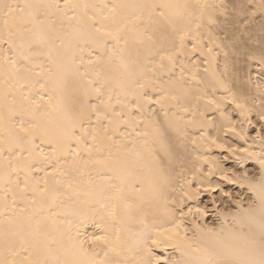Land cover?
<instances>
[{
    "label": "bare ground",
    "instance_id": "6f19581e",
    "mask_svg": "<svg viewBox=\"0 0 264 264\" xmlns=\"http://www.w3.org/2000/svg\"><path fill=\"white\" fill-rule=\"evenodd\" d=\"M249 1L253 3L251 8L253 12L264 13V9L259 6L260 0ZM11 2L18 3L21 6L36 3L51 5L52 7L42 12L40 17L43 21L41 28L46 36L54 37L57 33L66 31L69 25L73 27L79 26L75 18L70 20L56 10L55 6L57 3L63 7L64 0H11ZM224 2L225 0H72L73 4H87L90 6L87 9L81 8L78 10V14L83 17L84 21L92 23L93 21L88 20V16H93L96 18L98 26L103 24L109 28L122 26L129 29V31L122 33V35H127L129 38L127 47L140 50L142 53L140 62L145 69L146 75L155 77L158 87L161 84L167 86L166 82L170 73L168 71L161 72L157 65L152 62L153 60L156 62L161 60L160 55H153V53L160 52L161 55L165 54L171 49L173 43L179 44L181 35L189 37L185 43L188 44V51L191 52L192 37L202 38L206 45L212 47L211 55L205 48L203 55L200 52H195L181 57V62L185 67L184 79L191 85L190 96L187 100L182 99L181 103L189 108H193L197 104L203 107L206 103L203 97H214L223 105L227 112L230 113V110H233L236 113L237 118L234 119L232 116L231 118L237 130L244 129V136L246 137V139H241L233 133L225 134L221 129L219 132L220 140L233 147L242 146L255 154H260L264 152V147L261 146L257 137L260 129H256V132L252 134L250 128L255 123L253 117L259 119L257 113L260 110L261 98L257 92L256 84L261 82L259 65L261 54L256 56L258 63L252 70L250 68L244 77L233 79L229 75L228 70L225 72V63L228 58L226 55L227 48L218 37L215 28L217 15L224 10V8L220 7L224 5ZM105 4H154L171 5L172 7L161 9L165 13V18L153 17L154 20L160 21L159 30L154 31L153 25L145 23L146 11L143 12L144 18L135 19L136 16L141 15L142 10L140 9H120L115 14H109L108 20H104L101 13L108 14V10L102 7ZM92 5L99 7L94 8L91 7ZM84 13H87V15H84ZM68 15L72 16L71 11ZM113 15L115 19L112 18ZM25 28L33 29V25L26 23ZM133 29L134 31H132ZM145 29H147L148 34L141 35ZM21 35L29 37L32 33L22 31L21 34L12 37L16 41L17 47H19ZM148 35L152 36V41L148 40ZM209 36H211V41H209ZM0 39H8L7 34L3 30L2 21H0ZM251 41L249 39L248 42ZM150 44L153 45L151 52L148 50ZM8 47L7 43H0V61H2L5 49H8ZM120 47H126L123 41ZM84 55L87 56V53L85 52ZM33 59L43 61L45 69L50 66L44 56L33 57ZM206 61H210V63ZM17 63L22 66L26 65L29 68L34 67L36 71H40L39 67L28 63L21 57H17ZM163 63L167 64L168 61L165 59ZM242 63L241 65H243ZM197 65L199 66V71L196 70ZM205 68L209 69V73L204 72ZM96 71H104L105 75L98 78L95 74ZM121 71L118 60L114 61L110 69L105 70L102 65L98 66L89 73L88 79L97 81L96 87L102 89V94L97 93L92 87L88 86L87 79H85L83 85L72 97L63 95L61 103V93L53 91L51 88L41 89L38 84L33 86V82L41 78L33 76L31 81H27L24 79L23 68L17 71L11 63L0 62V139L14 140L18 136L26 137L32 130L29 125L55 133L60 126L66 125L67 118L71 115L73 119L81 120L83 127L87 129V142L92 143L90 137L95 135L103 148L102 151H93L91 153L82 148L81 155L88 163L85 164L84 161H78L75 167L64 164V160L70 162L73 160L71 155L61 157L60 166L66 170V175L60 172H53L51 169H47L46 174V171L43 170L45 168L42 162L43 157L37 156L35 153L30 155L28 151H24L22 154L23 157L28 158V163L37 165L30 172L27 168L22 169L19 167L25 163L23 160L18 161L8 153L0 156V261H5V264H9V262L15 260L18 264H26V257L34 260L44 255L43 244L41 245L40 253L32 246L34 243L32 236L25 234L22 243L20 235H13V232L17 230L15 218L22 216L20 209L23 208L27 209L29 213L36 209L39 214L38 218L43 222L44 232L57 241V243L51 244V247L54 254L59 255L61 259L65 258L60 250L61 245L64 248H71L73 243L78 244L79 240L84 239L88 235L94 233L103 234L104 231H107L113 241H115L116 234L119 232L120 240L116 244V250L109 251L105 245H99L96 247L95 253H89V257H94L99 261H108L110 264H140L141 261L148 259L143 252L144 246L138 243V233L144 229L145 224L148 230L160 227L161 222L167 217L168 210L177 208V204H173L171 201L173 199L179 201L182 191L195 186L197 181L194 179V175L208 179L205 175L208 164L203 163V158L206 157L209 161H215L217 160L215 152L224 151L215 145L208 147L210 139L201 141L198 138L200 131H205L206 134L210 132L213 137L217 136L216 129L212 125H207L205 128L203 121H201L199 127H193L192 125H185L184 121L178 120L177 122L182 128L186 126L189 136L183 146L174 147L171 163L168 164L166 162V180L162 182L154 173L149 172V166L154 167V164L150 165L147 152L145 151V141L150 140V137L145 136L143 133L150 131L146 127L149 121H154L156 118L162 120L163 115L160 107L155 104L149 105V108L156 109V117H153L149 111L140 112L135 107H123V102L131 105L135 103V99L130 94L132 91L131 87L120 75ZM172 71L179 74V64ZM192 73L196 74L197 79L191 78ZM211 73H216L226 81L235 99L245 102L252 108L248 116V120L251 123L247 121L241 122L242 118L239 115V110L235 109L234 105L220 99L221 96L228 93H225L222 88L215 85ZM105 79H107V83H104ZM249 80H251V83H249ZM41 82H43L42 79ZM121 84L127 89V93L121 91ZM37 93H41L43 98L41 99ZM151 94L156 95L157 93L153 92ZM109 95H111L112 105L117 111H123L124 120H120L118 116L113 115L101 103L102 100L106 101ZM118 96L121 103H117ZM197 97H201V99L198 101ZM165 103L169 102L165 101ZM93 105L96 107L94 108ZM81 108L84 111L83 117L80 116ZM105 113H107L108 117H111L113 123H109V119L105 118ZM173 113L176 118L189 115V113L174 107L169 111L170 118H173ZM209 116H215L217 123H226V121H220L219 113L214 109L209 113ZM21 118L24 119V128L28 131L20 130ZM195 119L200 120L199 114L196 115ZM116 121H119L118 130ZM77 134H80L79 129ZM194 135L197 137L195 144L192 143ZM36 143H40L39 138H37ZM72 146L73 148L76 146L74 140L72 141ZM42 147L46 152H50V145L44 144ZM16 150L18 151L19 149ZM225 154L227 155L228 153L225 152ZM109 155L121 160L127 159L130 162V167L126 169V180L123 184H121L119 179L115 178L111 181H105L97 173L100 165L94 161L107 158ZM231 158L236 167L239 168L238 171H234L233 168L229 172L230 177L236 182H223L232 186L236 185L238 188L243 187L248 192L247 194L250 195H248L249 198L247 197L248 200L234 199L231 209L229 205V209L219 208L215 200L213 211L214 216L217 217V222L215 224L207 223V215L195 219L193 217H185V224L180 230L181 236H186L189 240L196 234L207 236V228L211 227L215 230L217 238L228 244L231 243L229 233L239 231L234 220V216L237 213L243 215L246 210H249L251 205V214L259 215L260 200L258 199V193L262 184L260 165L256 158H246L242 165L235 157ZM247 163L248 165L251 164L255 169L257 168V173L255 172L254 175H251L247 171L250 169H247ZM10 164L16 166L15 171L9 167ZM198 168L199 171L197 170ZM46 175L47 184L45 183ZM104 175H111V173H105ZM26 176H28V188L26 192L21 193L17 185L19 184L20 187H23ZM211 180L219 185L222 182L218 176L211 177ZM187 181H191V185ZM69 182H71L72 188H69ZM141 185H143V191H135ZM100 186H104L102 193L98 190ZM253 188L255 191L252 190ZM41 189L44 191H40ZM118 189H122L123 200L121 202L112 199L113 193ZM202 193L193 200H188L185 197V203L193 207L204 208L207 205L201 202ZM22 195L27 196L28 199H22ZM33 198L36 200L35 204L32 203ZM14 199L19 206L15 210L12 208ZM235 201H240L239 206ZM68 208H75L80 215L67 214L66 210ZM113 211H115L116 218L110 215ZM53 213L56 215L53 216ZM219 214H222V219L218 218ZM8 216L14 217L13 223L10 224L6 220ZM98 225L102 227H98ZM201 229L203 232L199 231ZM28 231H31V229ZM244 231L247 232V228ZM40 239L43 240V237ZM43 243L46 244L48 242L44 241ZM22 247H27L28 251L20 250ZM87 247L91 249L93 245L89 244ZM149 247H151L154 255H164L163 249L151 245ZM13 250H19V255H13ZM168 251L171 254L169 259L172 256L180 257V253L176 252L175 249L170 248ZM105 252H107V255H105Z\"/></svg>",
    "mask_w": 264,
    "mask_h": 264
},
{
    "label": "snow or ice",
    "instance_id": "6c2138e0",
    "mask_svg": "<svg viewBox=\"0 0 264 264\" xmlns=\"http://www.w3.org/2000/svg\"><path fill=\"white\" fill-rule=\"evenodd\" d=\"M260 8L264 9V0H260ZM51 5L46 4H26L21 6L18 3L11 2V0H0V21H2L3 30L7 34L8 39H0V43H7L8 49H5V55L2 61L4 63H11V65L19 71L23 68L24 79L31 81L33 76L41 78L36 79L33 82V86L39 85L41 89L51 88L53 91H57L63 95L72 97L78 89L83 85V81L87 79V85L92 87L97 93L102 94V89L96 87L97 81L88 79L89 73L95 70L98 66H103V69H110L114 61H119V67L122 70L120 75L127 81L129 87H131V95L135 99L134 104L123 102V107H135L138 111H149L153 117H156V109L149 108V105H158L161 109L163 119L156 118L154 121H149L146 127L150 131L143 133L145 136L150 137V140L145 141V151L147 152L150 165L154 164V167L149 166V172L154 173L160 181H165V164L171 163L173 157L174 147L183 146L186 142L189 132L177 122L184 121L185 125H192L193 127H199L201 121L204 122L205 128L207 125H212L216 131L217 136L213 137L209 132L200 131L199 139L201 141H207L210 139L208 147L215 145L221 148L224 152L228 153L223 157V160H228L231 157L241 163L246 158H256L261 168V181L260 191L258 193V199L260 200L259 215L251 214V205L249 210H246L243 215L237 213L234 216L236 225L239 231H233L229 233L231 243H224L217 238L215 230L211 227L207 228V236L200 234L194 235L191 240L186 236H181L182 226L185 224V217H202L205 215H211L207 206L201 208L199 206H191L185 203V197L188 200H193L198 197L201 192L212 193L217 192L220 189V185L213 183L211 177L218 176L219 180L226 181L228 183L236 182L229 175L228 169H226L223 163L217 159L215 161H209L208 158H203V163L208 164L206 177H196L197 181L194 187H190L188 190L182 191L179 201L173 199L171 202L177 204V208L169 209L167 217L161 222V226L148 230L145 224L144 229L138 233V243L142 244L143 252L148 257L140 262V264H264V152L255 154L248 148L233 147L226 142H222L219 138V132L222 129L225 134L233 133L239 136L241 139H246L244 136V129L237 130L235 123L231 118V114L227 112L223 105L219 103L214 97H203L206 103L203 107L199 104L193 108H189L185 104L181 103V100H187L190 96L191 85L184 79L185 67L181 62V57L190 55L191 53L200 52L203 55L205 48L209 55L212 53V47L206 45L202 38L192 37L191 52L188 51V44L185 41L189 38L187 35H181L179 44H172L171 49L165 54L161 55L160 52H155L153 55H160V62L153 60L152 62L157 65L161 72L168 71L170 75L166 82L167 86L161 84L157 86V79L153 76L146 75L145 69L140 62L142 53L139 49L127 47L129 45V38L127 35H122L129 31L127 27L115 26L109 28L106 25H97L96 18L88 16V20L93 21L88 23L83 20V17L78 14V10L81 8L87 9L90 7L87 4H73L72 0H64L63 7L57 3L56 10L61 12L64 17L68 19L75 18L79 26L73 27L69 25L66 31L57 33L54 37H49L43 34L41 25V13L50 9ZM91 7H99L92 5ZM104 9L108 10V14L101 13L104 20L109 19V14H115L120 9H140L141 15L136 16L135 19L139 20L144 18L143 12H147L145 23L154 26V31H158L160 28V21L154 20V16L165 18V13L161 11L163 8L172 7L171 5H149V4H133V5H103ZM207 7V6H202ZM220 7L226 8V5ZM27 10V11H26ZM71 11L72 16H69ZM87 15V13H84ZM115 19V16H112ZM26 23H31L33 29L25 28ZM262 32H264V23L261 26ZM22 31H28L32 33L29 37L20 36V44L17 47V43L12 37L21 34ZM134 31V29L132 30ZM247 31V28L245 29ZM147 29H145L141 35H147ZM152 36L148 35V40L152 41ZM123 41L125 48H121V42ZM211 41V36H209ZM152 44L149 45L148 50L151 52ZM87 53V56L84 53ZM11 53V54H10ZM227 55V54H226ZM44 56L47 58L50 65L47 69L44 67V62L35 60L33 57ZM17 57L23 58L30 64L36 65L40 68V71L29 68L26 65L22 66L17 63ZM254 59V57H251ZM168 63H163L164 60ZM210 63V61H206ZM180 66L179 74L172 71L177 66ZM261 82L256 84L257 92L261 98L260 110L257 113L259 121L261 123V129L257 133L259 142L264 147V54L259 58ZM91 66V67H89ZM199 71V66L196 68ZM228 70V64L225 63V72ZM155 71V69H153ZM205 73H209V69H204ZM98 78L105 75L104 71H96ZM212 79L215 85H218L224 90L227 95L220 97L221 100L227 101L229 104L235 106V109L239 110V115L242 118L241 122L247 121L248 116L252 111L245 102L235 99L232 90L228 87V84L216 73H211ZM192 79H197L196 74L192 73ZM107 79L104 83H107ZM251 83V80H249ZM121 91L127 93V89L121 84ZM157 93L152 95L151 93ZM42 99L41 93H37ZM50 99V98H49ZM198 101L201 97L196 98ZM168 101L169 103H165ZM34 102V101H33ZM105 108L109 109L113 115H116L120 120H124L125 116L123 111H117L112 105V97L109 95L106 101H101ZM117 103H121L119 96ZM95 108L96 106L93 105ZM178 108L189 115L176 118L173 113V118L169 117V111L171 108ZM213 109L219 113L220 121H226V123H217L215 116L210 117L209 113ZM98 112V109H97ZM199 114L200 120H196V115ZM83 108L80 110V116L83 117ZM131 115V113H129ZM98 115V119H99ZM105 118L109 119V123H113L111 117L105 113ZM90 119V117H89ZM25 121L23 118L20 120V130L28 131L24 128ZM117 130L119 121H116ZM32 129L26 137L18 136L14 140L0 139V156H4L6 153L14 156L18 161L23 160L25 163L19 167L27 168L30 172L37 165L28 163V158L23 157L24 151H28L31 155L35 153L37 156L43 157V164L45 168L43 170L51 169L53 172H60L61 174H67L66 170L62 168L61 157H67L71 155L73 160H64V164L75 167L78 161H84L81 155L82 148L87 152L102 151L103 148L97 141V137L92 135L90 137L92 143H88L86 137H88L87 129L83 127L81 120L73 119L71 115L67 118L66 125L60 126L55 133L49 132L46 129L37 128L34 125H29ZM79 129L80 134H77ZM39 138L40 143L37 144L36 140ZM76 142L75 148L72 146V141ZM197 137L193 136L192 143L195 144ZM50 145V152H46L42 145ZM16 149H19L18 151ZM38 150V151H37ZM239 153V155H238ZM139 155V154H138ZM100 165L97 169V173L105 181H111L113 178L119 179L121 184L126 180V169L130 167V162L127 159H117L109 155L107 158L96 159L94 161ZM9 167L13 171L16 170V166ZM39 170V169H38ZM78 170V169H77ZM199 171V168L197 169ZM105 173H111V175H104ZM47 184V175L45 178ZM191 185V181H187ZM21 193L27 191L28 188V176L25 177V184L23 187L17 185ZM103 187L100 186L98 190L102 193ZM251 187V186H250ZM69 188H72L71 182H69ZM255 191V189H252ZM40 191H44L41 189ZM137 192L143 191V185L140 188L135 189ZM224 197L229 200L232 199L230 192H223ZM22 199H28L27 196L21 197ZM112 199L121 202L123 200L122 189H118L113 193ZM216 197H213V203ZM32 203L35 204V198L32 199ZM239 206L240 201H235ZM227 206V205H226ZM19 207L15 199L12 203V208L15 210ZM43 207V205H42ZM22 216L15 218L16 231L13 235H20L22 238L25 234L32 236L34 243L33 247L38 253L41 252V245L43 244L44 255L41 258L29 259L25 258L26 264H110L108 261H99L94 257L90 258L89 253H95V249L99 245H105L109 251L116 250V244L120 240L119 232H117L115 241H113L108 232L104 231L103 234H91L84 239L78 241V244L73 243L71 248H64L60 246V250L63 252L65 258L61 259L59 255L54 254L51 244L57 243L55 238L48 236L43 230V222L38 218L36 209H33L31 213L27 209H20ZM67 214L80 215L75 208H68ZM56 214L53 213V216ZM115 217V211L110 213ZM218 218H223L222 214H219ZM6 220L11 224L14 221L13 216L6 217ZM143 223V222H141ZM98 227H102L98 225ZM247 228V232L244 229ZM31 229V231H28ZM203 232V230H199ZM7 232V229H6ZM43 237V240L40 238ZM48 243L44 244L43 242ZM93 245V248H88L87 245ZM161 248L164 251V255H154L151 251V247ZM173 248L176 252L180 253V257L172 256L169 253V249ZM187 249V251H185ZM20 250L28 251L27 247H22ZM13 255H19V250H13ZM195 254V255H193ZM31 255V253H30ZM107 255V252H105ZM185 257H187L185 259ZM0 264H5V261H0ZM9 264H18L13 260Z\"/></svg>",
    "mask_w": 264,
    "mask_h": 264
},
{
    "label": "rangeland",
    "instance_id": "374dc122",
    "mask_svg": "<svg viewBox=\"0 0 264 264\" xmlns=\"http://www.w3.org/2000/svg\"><path fill=\"white\" fill-rule=\"evenodd\" d=\"M224 5H226L227 7L224 8L221 14L217 15V21H216L215 28L218 33V37L222 40L223 45L227 48L226 54L228 57L227 58L228 73L229 75H231L233 79L235 78L238 79V78L244 77L246 72L249 71L250 68L252 70L253 67L258 63V60L256 58L257 55L264 54V32H262L261 30L262 23H264V13L253 12L251 10L253 3L249 0H225ZM246 28H247V31H245ZM252 37L254 40L252 39ZM246 39L248 41L249 39L250 41L251 40L252 41L248 42ZM253 46H255L256 48ZM262 49H263V53H262ZM251 57H254V59H252ZM241 63L243 65H241ZM240 66H241V69H240ZM244 70H246L245 73H244ZM240 73L242 74V76ZM230 114L234 119L237 118V115L233 110H230ZM253 120H255L254 121L255 123L250 128V132L252 134L256 132V129H261V123L259 119L256 117H253ZM215 155L217 159H219L223 163L224 167L228 169L229 172L232 171L233 168H234L233 169L234 171L235 170L238 171L239 168H237L236 165L233 163L232 158L228 160H222L223 157L226 155L225 152H219V153L215 152ZM229 167H232V168H229ZM247 169H249L247 171H249L251 175H254L255 172L258 171L257 168L255 169V167H253L251 164L248 165V163H247ZM225 191L231 193V196H232L231 200H228L227 197L223 196L222 193ZM247 193L248 192L243 187L238 188V186L236 185L232 186L228 183L226 184V182H223V181L220 182V189H218L217 193H214L212 196H210L208 193L203 192L201 202L202 204L207 205L208 211L209 213H211V215H207L206 217L207 223L215 224L217 222V217L214 216V211H213V202H212L213 197L218 198L216 199V201H217V206L219 208L224 207L225 209H229V208L231 209L233 207L232 201L234 199L235 200L242 199L244 201H247L250 196ZM228 205H229V208H228Z\"/></svg>",
    "mask_w": 264,
    "mask_h": 264
}]
</instances>
